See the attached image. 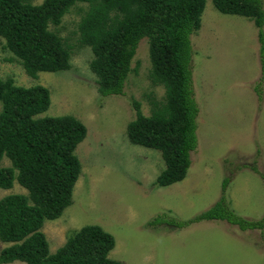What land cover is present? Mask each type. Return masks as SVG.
<instances>
[{"label":"rangeland","instance_id":"obj_1","mask_svg":"<svg viewBox=\"0 0 264 264\" xmlns=\"http://www.w3.org/2000/svg\"><path fill=\"white\" fill-rule=\"evenodd\" d=\"M79 8L60 26H50L74 47L68 70L30 76L0 38V77H13L22 86L48 87L51 105L40 116L70 114L87 126V136L76 149L82 170L73 203L43 227L51 252L74 231L96 224L114 235L116 245L109 256L123 264H264V229L243 231L226 220H203L183 228L156 221L159 215L188 220L223 195L239 215L264 216V77L254 21L222 14L208 0L201 27L191 37L193 88L200 109L198 147L191 153L187 177L158 187L155 181L165 168L161 152L133 144L127 136L136 116L132 99L149 115V96L164 94L149 77L148 39L139 43L124 94L102 96L90 67L92 49L80 47L75 34ZM10 165L8 157L0 163ZM225 178L230 182L224 192ZM27 192L16 182L12 189L0 188V198ZM8 245L0 240V250Z\"/></svg>","mask_w":264,"mask_h":264},{"label":"trees","instance_id":"obj_2","mask_svg":"<svg viewBox=\"0 0 264 264\" xmlns=\"http://www.w3.org/2000/svg\"><path fill=\"white\" fill-rule=\"evenodd\" d=\"M222 14L247 17L258 27L264 77L263 0H212ZM208 0H0V38L26 73L58 72L72 67L74 47L59 30L64 17L79 6L80 47L93 52L90 62L102 96L123 95L139 43L148 39L152 62L150 80L164 89L149 96L150 114L135 98V118L128 124L131 143L161 152L165 168L155 181L170 186L187 177L191 153L198 147L200 112L193 88L192 35L201 27ZM18 59V60H17ZM0 188L18 182L27 193L0 198V240L10 244L0 250V264L16 260L26 264H123L109 256L115 248L113 234L99 225H85L51 252L43 227L60 218L73 203L82 163L76 153L87 136L85 123L70 114L40 116L51 105V91L43 85L22 86L13 77H0ZM251 168L260 173L257 166ZM264 180V174H261ZM230 178H225V192ZM203 220H226L241 230H263L264 216L239 215L223 195L209 209L188 220L157 222L177 228Z\"/></svg>","mask_w":264,"mask_h":264}]
</instances>
